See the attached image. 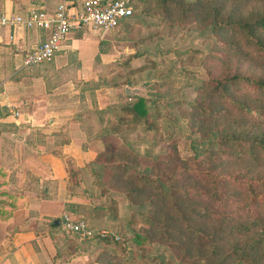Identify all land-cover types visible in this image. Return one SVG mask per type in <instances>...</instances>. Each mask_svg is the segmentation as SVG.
I'll return each mask as SVG.
<instances>
[{
  "label": "trees",
  "instance_id": "trees-1",
  "mask_svg": "<svg viewBox=\"0 0 264 264\" xmlns=\"http://www.w3.org/2000/svg\"><path fill=\"white\" fill-rule=\"evenodd\" d=\"M129 3L132 11L122 21L139 16L159 17L170 25L197 21L199 33L211 35L213 43L223 47L219 51L211 48L201 58L208 71L195 86L196 97L186 112L188 124L198 134L185 140L187 157L180 158L174 145L168 159L154 157L152 163L164 166L160 171L154 173L151 165L138 170L128 160L114 161L116 146L111 137L118 138L137 126L153 136L168 131V118L156 109L157 98L129 95L130 101L97 108L101 133L110 140L84 166H89L101 184L106 183L101 180L105 168L127 174L126 183L110 182L108 186L125 193L139 208L145 224L127 226L129 236H102L93 231L73 238L57 229L62 225L55 222L61 220L59 216L49 217L46 224L56 246L55 257L91 253L101 247L89 264H264V71L234 67L215 73L212 69L215 57L224 56L225 50L249 51L264 64V0ZM124 83L135 84L131 78ZM100 84L91 81L90 91ZM13 128L8 123L7 129ZM57 154L65 163L66 184H81L83 167L73 156ZM116 156L119 159L120 153ZM64 209L73 218L118 217L115 199L104 203L67 200ZM34 227L25 220L11 232ZM64 235L72 240V249ZM153 242H159L155 251L150 249Z\"/></svg>",
  "mask_w": 264,
  "mask_h": 264
},
{
  "label": "crops",
  "instance_id": "crops-1",
  "mask_svg": "<svg viewBox=\"0 0 264 264\" xmlns=\"http://www.w3.org/2000/svg\"><path fill=\"white\" fill-rule=\"evenodd\" d=\"M80 1L75 0L73 7ZM58 2L0 0V12L25 14L33 5L53 10ZM78 31H69L51 61L24 67V55L48 31L19 24L0 26V264L93 261L90 253L56 258L46 224L49 217L62 218L64 202L69 200L62 197L66 169L57 153L73 156L82 166L102 148L97 139V147L91 143L86 102L72 96L77 91L72 81L96 78L98 70L97 50L88 52L89 38L86 32L77 36ZM8 123L15 129H7ZM25 220L34 223V229L11 232Z\"/></svg>",
  "mask_w": 264,
  "mask_h": 264
},
{
  "label": "rangeland",
  "instance_id": "rangeland-1",
  "mask_svg": "<svg viewBox=\"0 0 264 264\" xmlns=\"http://www.w3.org/2000/svg\"><path fill=\"white\" fill-rule=\"evenodd\" d=\"M126 21L129 22L126 23ZM200 28L197 21L170 25L159 17L139 16L133 19L130 17L112 29L99 31L84 29L76 33L81 35L86 32L89 38L86 41L88 52L97 50L94 56L95 62L98 63L97 77L86 80L79 78L73 80L71 84L77 88L72 96L77 97L80 102L84 100L88 106L85 111V124L90 129L91 138L94 139V143H91L95 144V147H97L96 139L100 147L110 140V138L105 139L101 133L102 126L98 123L96 109L130 101L131 97L124 93V85H126L124 82L127 78H131L134 85L147 81L146 92L149 96L157 98L156 109L160 110L162 116L168 118L169 129L153 136L150 132H145L142 126H137L128 133L121 132L118 138L111 137L116 146L114 161L128 160L130 163H135L138 170L151 165L155 173L164 166L162 163H152L154 157L168 159V154L174 145L178 147L180 158L189 155L185 140L188 142L198 133L193 132L188 124L186 112L189 103L196 97L195 86L208 71L207 67L201 63V58L204 52L211 48L216 51L223 48L213 43L211 35L200 34ZM135 51L141 52V55L133 56ZM224 52V56L215 57L212 67L215 73L234 67L247 72L264 71V64L254 59L249 51L243 53L225 50ZM93 80L100 82L103 86L100 84V87L97 86L98 88L92 90V93L90 87ZM91 138L88 141H91ZM126 144L130 145L131 149L125 146ZM118 153H120L119 159L116 156ZM109 158H111L110 155ZM82 167L80 174L82 183L76 185L74 183L72 186L66 184L61 188L62 197L93 203H104L109 199H115L117 203V219H111L106 214L93 218L86 217L85 220L94 232L104 229L108 234L116 237L129 236L130 230L127 226L138 228L145 224L143 216L138 212L139 208L130 202L125 193L116 190L117 187L108 186L110 182L126 183L130 178L127 174L105 168L102 170L101 180L106 183L101 184L95 180V173L91 172L89 166L82 165ZM133 170L134 168L130 169V172L133 173ZM99 192H101L100 196ZM55 206L58 205L55 204ZM57 229L63 234L70 233L73 238L78 237L63 225ZM64 237L67 238L65 235ZM151 244L150 249L157 250L159 242ZM66 245L70 249L74 246L69 238ZM100 249L101 247H97L91 253H84H90L94 258ZM172 259L175 257L173 256Z\"/></svg>",
  "mask_w": 264,
  "mask_h": 264
},
{
  "label": "built area",
  "instance_id": "built-area-1",
  "mask_svg": "<svg viewBox=\"0 0 264 264\" xmlns=\"http://www.w3.org/2000/svg\"><path fill=\"white\" fill-rule=\"evenodd\" d=\"M74 1L59 0L53 10L33 5L25 14L0 12V26L19 24L48 31L47 37L24 55L22 60L24 67L51 61L69 31L112 29L132 11L130 0H81L75 8ZM61 219L64 228L79 236H87L94 231L85 219L73 218L67 212H63ZM97 232L102 236L108 234L104 229Z\"/></svg>",
  "mask_w": 264,
  "mask_h": 264
},
{
  "label": "water",
  "instance_id": "water-1",
  "mask_svg": "<svg viewBox=\"0 0 264 264\" xmlns=\"http://www.w3.org/2000/svg\"><path fill=\"white\" fill-rule=\"evenodd\" d=\"M146 85L147 81L140 82L137 85H124V93L127 95H134V96H140V97H148V93L146 92ZM62 222V220L56 219L55 222Z\"/></svg>",
  "mask_w": 264,
  "mask_h": 264
}]
</instances>
